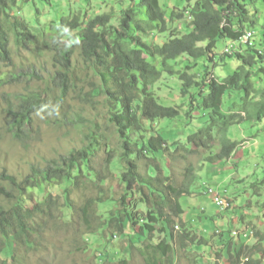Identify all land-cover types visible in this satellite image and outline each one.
<instances>
[{
	"label": "rangeland",
	"instance_id": "rangeland-1",
	"mask_svg": "<svg viewBox=\"0 0 264 264\" xmlns=\"http://www.w3.org/2000/svg\"><path fill=\"white\" fill-rule=\"evenodd\" d=\"M195 2L160 0L167 13V32L155 30L145 34L144 39L162 44L171 33L181 36L188 32L189 19L173 17L172 11L191 8ZM131 4V0H19L11 12L28 22L32 39L19 47L11 36L12 59L6 64L0 63V174L5 172L23 180L33 166L44 168L52 160L87 146L90 135H95L100 145L90 161L81 164L80 181L74 185L72 194L73 207L63 205L64 184L58 179L39 177L37 183L20 191L27 192V198L34 202H42L44 194H51L57 201L51 216L37 218L39 223L38 227L34 226L35 234L30 236L31 244L14 245L11 249L14 258L2 261L0 257V264H145L139 237L132 225L116 231L107 224L114 210L120 208L122 214L125 213L119 204L125 186L115 172L121 164L118 160L121 148L115 128L109 122L108 105L97 93L99 78L93 67L83 60L80 41L89 19L111 13V23L118 27L122 11ZM137 8L141 12L139 17L145 19L146 7L138 5ZM250 9L256 14L253 46L263 49L264 2L254 0ZM76 15L82 22L79 28L71 30L67 22L62 23V19L70 21ZM229 43L221 41L216 48L218 66L214 75L219 79L234 73L239 65L234 58L220 60ZM68 51L72 53L67 80L70 89L62 98L60 87L66 83L56 77L65 69L59 62L60 54ZM152 62L163 68L161 58ZM206 63L204 59L194 61L187 55L170 61L176 72L164 71L150 89L159 104L178 108L180 116L158 119L151 125L147 123V128L151 126L146 133L148 136L155 134L153 127H156L170 143L179 141L180 145L187 146V136L209 122V112L203 115L196 104L189 105L190 96L182 93L183 81L177 72L188 71L199 80ZM187 64L192 68L187 69ZM255 81L257 88H264V79L257 77ZM241 96L239 92L226 95L224 110L229 111L236 101L233 110L239 111ZM252 98L254 101L259 96ZM29 99L37 100L39 106L23 128L22 139H17L13 134V114ZM142 134L136 132V137ZM213 135L212 140H204L206 145L189 144V152L183 148L174 152V148H170L142 161L143 169H148L153 164L151 159L156 158L162 173L171 176L177 184L183 182L188 168L196 172L191 193L181 199L185 210L181 218L185 226L179 225L181 229L177 230L179 233L191 230L202 239L190 241L185 247L177 240L174 264H214L217 261L232 264L231 257H236L241 249L244 260L250 258L261 263L263 260L264 264V118L260 121L244 119L229 128V138L239 146L228 159L209 161L208 158L222 148L218 131H213ZM0 187L14 193L10 183L1 178ZM208 188L226 198L229 203L226 210L220 208ZM90 198L105 201L94 205L86 215L84 206ZM12 205V201L0 195V208ZM27 206L32 207L30 202ZM132 208L129 205L127 212ZM137 209L145 211L146 207L138 202ZM155 236L159 237V232ZM9 241L10 236L0 234V248Z\"/></svg>",
	"mask_w": 264,
	"mask_h": 264
},
{
	"label": "trees",
	"instance_id": "trees-1",
	"mask_svg": "<svg viewBox=\"0 0 264 264\" xmlns=\"http://www.w3.org/2000/svg\"><path fill=\"white\" fill-rule=\"evenodd\" d=\"M18 1L0 0V63L6 64L12 59L11 36L14 44L19 47L27 45L32 39L28 22L11 14ZM253 1L196 0L189 10L193 17L187 25L189 31L181 36L171 33L162 44L149 43L143 37L155 30L167 32V13L160 0H131L132 4L122 11L118 27L112 25L111 13H104L89 19L84 29L80 40L81 55L99 78L97 93L104 97L108 105L109 122L115 128L121 148L118 159L121 164L115 172L125 186V194L119 201L125 213L122 214L120 208L114 210L107 224L116 231H123L127 225H132L139 237L145 264H174L177 240L185 247L186 243H194L198 237L191 230L185 229L181 233L177 230V226L179 229V225L185 226L181 218L185 211L181 199L191 193L190 189L196 178L195 169L188 168L183 182L177 184L171 176L162 173V168L156 164V158L151 159L153 164L148 169H143L142 161L149 155L157 157L170 148H174V152L181 148L189 152V144L206 145L204 140H212L215 130L220 134L222 148L208 159L211 162L228 159L239 146L238 142L229 138V128L244 119L254 118L260 121L264 118V88H257L255 81L257 77L264 79V48L257 49L247 45L233 53L224 52L220 60L234 58L239 65L234 73L223 79L214 75V69L218 66V43L225 40L236 41L246 29L255 27L256 14L250 9ZM138 5L146 7L145 19L139 17L141 12ZM187 10L188 8L173 10L172 16L184 19ZM65 22L71 30L79 28L82 23L78 15L70 21L62 19V23ZM71 54L69 51L63 52L59 58V62L65 67L56 77L66 83L60 87L62 98L70 89L67 80L71 70ZM183 55L194 61L204 59L207 62L199 80L196 74L177 71L183 81L182 93L190 96L189 105L196 104L203 115L209 112V122L187 136V146L180 145L179 141L170 143L156 127H153L155 134H146L151 129V126L146 127L147 123L151 125L158 119H175L180 116L178 108L159 104L150 87L162 78L164 71L175 73L170 61H176ZM157 57L161 58L162 69L152 62ZM186 68L191 69L192 66L187 64ZM233 92L242 94L241 109L233 110L237 105L234 101L231 109L225 111L224 98L226 95L232 96ZM256 94L259 98L253 101L252 97ZM33 100L35 99L24 100L13 114V134L17 139H22L23 128L39 106L37 100ZM252 107L253 111L250 112ZM136 132L143 134L139 138L136 137ZM88 139L87 146L52 160L44 168L33 166L23 180L19 181L15 175L5 172L0 174V178L10 183L14 190L12 194L0 187V195L13 202L8 208H0V234L10 236L7 245L0 248L2 261L14 258L11 250L14 245L31 244L30 236L35 234L37 228L34 226L38 227L39 223L37 218L51 216L57 201L51 194H44L42 202H34L32 198H27V192L21 193V190L26 191L27 186L37 183L39 177L45 180L58 179L64 184L63 205L74 206L72 194L74 185L80 181L81 164L90 161L92 153L100 145L95 135L88 136ZM104 201L103 198H90L84 206L85 214L88 215L94 205ZM28 202L32 207L27 206ZM138 202L145 205V211L137 209ZM129 205L136 210L132 208L127 212ZM157 232L162 237L156 238ZM201 243L199 240L198 244ZM243 253L244 250L241 249L236 257L232 256V264L263 263V260L262 263L250 258L244 260L241 257ZM214 264L221 263L217 261Z\"/></svg>",
	"mask_w": 264,
	"mask_h": 264
},
{
	"label": "clouds",
	"instance_id": "clouds-1",
	"mask_svg": "<svg viewBox=\"0 0 264 264\" xmlns=\"http://www.w3.org/2000/svg\"><path fill=\"white\" fill-rule=\"evenodd\" d=\"M189 10L190 8H188V10L185 12V16L189 19V21H191L193 17ZM248 33H251V36L248 38V40H244V36L247 35ZM254 36H255L254 27L246 29V31L243 33V35L238 40L230 41V43L226 46L224 52L233 53V51L235 50H240L241 46H247V45L253 46ZM208 192L214 195L215 199H216V196L218 195L220 196V198H222L225 201V205L223 206V205L218 204V202L215 200L222 210H226L229 207L228 201L226 200V198L223 197V195L220 192H216L215 189L213 188H208ZM177 229L179 230L178 226H177Z\"/></svg>",
	"mask_w": 264,
	"mask_h": 264
},
{
	"label": "built area",
	"instance_id": "built-area-1",
	"mask_svg": "<svg viewBox=\"0 0 264 264\" xmlns=\"http://www.w3.org/2000/svg\"><path fill=\"white\" fill-rule=\"evenodd\" d=\"M250 35H251L250 33L245 35L244 40H248ZM215 200L218 202V204L223 205V206L225 205V201L222 198H220V196L217 195Z\"/></svg>",
	"mask_w": 264,
	"mask_h": 264
},
{
	"label": "bare ground",
	"instance_id": "bare-ground-1",
	"mask_svg": "<svg viewBox=\"0 0 264 264\" xmlns=\"http://www.w3.org/2000/svg\"><path fill=\"white\" fill-rule=\"evenodd\" d=\"M251 34V33H250ZM251 36V35H250ZM245 37V36H244Z\"/></svg>",
	"mask_w": 264,
	"mask_h": 264
}]
</instances>
